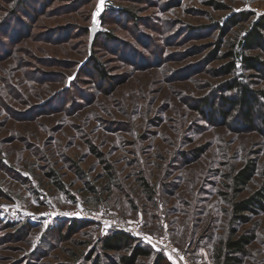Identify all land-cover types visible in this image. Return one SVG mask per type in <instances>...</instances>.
I'll use <instances>...</instances> for the list:
<instances>
[{"label": "rangeland", "instance_id": "374dc122", "mask_svg": "<svg viewBox=\"0 0 264 264\" xmlns=\"http://www.w3.org/2000/svg\"><path fill=\"white\" fill-rule=\"evenodd\" d=\"M263 13L264 0H0V264H128L137 243L153 253L134 264H222L240 236L243 264H264V208H233L264 181V47L234 74L253 124L238 90L224 104L227 54ZM113 230L134 243L107 248Z\"/></svg>", "mask_w": 264, "mask_h": 264}, {"label": "trees", "instance_id": "16d2710c", "mask_svg": "<svg viewBox=\"0 0 264 264\" xmlns=\"http://www.w3.org/2000/svg\"><path fill=\"white\" fill-rule=\"evenodd\" d=\"M232 24H236L237 21L234 18H229ZM239 48L236 50L231 49L227 54L230 60L226 64L225 73L232 75V77L226 82L225 88L230 92H235V98L227 97L228 100H224V104L231 106L236 105V95L239 99V107H245L243 111V119L250 124H253V103L254 96L252 89L243 82L241 79H237L234 74L236 73L237 61H240L247 69L255 68L261 61L258 55H252L244 53V50L262 48L264 47V13L259 15L251 24L250 28L246 31L245 35L239 41ZM236 46V45H235ZM236 90H238L236 94ZM255 166L247 164L243 167L237 175L239 183L247 184L253 176ZM233 208L235 215L238 218L244 217L246 210H256L257 208H264V181L260 189L256 190L253 194L244 197L238 201L233 202ZM252 238L240 236L238 238H228L224 244V250L220 255L222 257V264H243V258L241 253L245 251V246L251 241ZM135 239L129 233L123 230H113L104 240V245L111 249H122L124 246L131 245ZM153 251L143 246L141 243H137L133 247V253L130 256L125 257V262L128 264H134L139 256L151 255Z\"/></svg>", "mask_w": 264, "mask_h": 264}, {"label": "built area", "instance_id": "2783aa9c", "mask_svg": "<svg viewBox=\"0 0 264 264\" xmlns=\"http://www.w3.org/2000/svg\"><path fill=\"white\" fill-rule=\"evenodd\" d=\"M133 230H135V232H137L138 230L136 228H133ZM138 233V232H137Z\"/></svg>", "mask_w": 264, "mask_h": 264}]
</instances>
